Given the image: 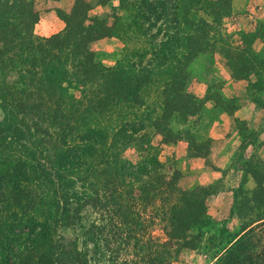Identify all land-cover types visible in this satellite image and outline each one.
<instances>
[{
	"label": "trees",
	"instance_id": "1",
	"mask_svg": "<svg viewBox=\"0 0 264 264\" xmlns=\"http://www.w3.org/2000/svg\"><path fill=\"white\" fill-rule=\"evenodd\" d=\"M111 1L74 0L68 12L56 10L62 30L38 37L33 33L38 21L34 0H0V212L6 207L7 192L22 212L18 217L11 211L0 219V224L7 223L0 233V264H99L102 250L109 264H117L120 253L126 258L119 264H172L180 249H196L202 230L217 236L227 233L206 215L209 186L181 190L176 186L177 174L167 177L156 154L132 163L123 153L136 139L146 144L138 150L149 154L145 131L152 129L161 144L183 140L188 156L206 155L209 141L202 127L192 130L202 118L205 101H211L213 108L221 106L213 93L207 91L199 99L186 90L191 81L189 66L198 57L208 60L218 52L230 77L246 80L252 67L264 65L251 58V68L245 69L244 54H249L246 46L253 33H237V44L226 45L228 37H222L220 22L229 14L227 0H115L123 16L90 15L95 6ZM196 11L208 20L192 18ZM154 27L155 33L149 35ZM116 31L146 49L124 50L117 62L104 65L95 60L90 46ZM158 34L162 38L156 42ZM238 43L244 47L239 49ZM150 86L154 90L149 102L146 89ZM251 101L264 109L256 98ZM115 106L121 117L111 121ZM36 171L46 173L45 182L52 185L55 219L49 220L47 212L23 213L32 205L26 186L37 182ZM131 183L139 194L133 200L152 213L159 212L154 219L162 222L164 240L148 238L133 250L124 243L101 249V241L118 231L112 221L117 218L121 225L131 221L126 217L131 192L124 189ZM261 183L255 180L253 197L258 195V201H250L259 207L261 202L264 206ZM237 190L232 192L231 208ZM39 203L37 198L32 207ZM114 206L127 213L115 211ZM87 208L104 212L98 214L99 223L83 222L82 211ZM262 212L215 248L218 255L212 264H264V208ZM102 221L110 227L107 239L101 238ZM58 226L77 231L78 236L58 235Z\"/></svg>",
	"mask_w": 264,
	"mask_h": 264
},
{
	"label": "rangeland",
	"instance_id": "2",
	"mask_svg": "<svg viewBox=\"0 0 264 264\" xmlns=\"http://www.w3.org/2000/svg\"><path fill=\"white\" fill-rule=\"evenodd\" d=\"M227 1L229 3V14L227 17L221 19L220 22V31L223 34L222 37H228L226 40V45L233 46L237 44V33H253L251 41L248 42V46H246L249 54H244V59L246 60L245 69L247 70V66L251 68L250 65L252 63L249 62L251 58H255L254 60L256 63L258 61H264V0ZM38 4L39 3H36L34 0V5L38 6ZM35 9L37 8L35 7ZM62 13L66 12L62 11ZM101 13H111V15H119L120 17L123 16V12L118 9V3L115 0L109 2L107 6H95L91 10L90 15H100ZM190 16L194 19L195 17H200L208 20V18H206L202 12L196 11L193 14L191 13ZM157 25L158 23L155 24L156 27ZM144 27H146L145 24ZM33 33L38 37H44L34 32V29ZM148 33L149 35L154 34L155 27L149 29ZM161 38V34H158L155 41L157 42ZM135 47H140L144 50L146 49V45L134 43L132 40H128L125 37H122L117 31L114 35H112V37L98 40L92 43L90 46L95 55V60L100 61L104 65H113L115 61L117 62L120 59V55L124 50H129ZM238 47L239 49H242L244 46L238 43ZM210 57V59L208 60H205L203 57H198L194 60V62L191 63V65L189 66L191 81L186 87V90L189 91V86L191 83L204 84L206 86L205 94L208 91V93H213L219 97L217 102L221 107H216L215 109L212 108L211 110H203L202 116L205 112V114H208L210 116L208 117L210 119H212L213 116L214 119L218 120L219 115L222 113H226L231 117V114L233 115L234 111L239 105L238 100H240V98L237 96L238 94H244L243 97L248 101L256 98L264 107L263 64H261L258 69L255 68L256 66L252 67L253 70H250L251 72L247 74L246 80H232V84L230 85L231 88L227 89L226 77L232 79L230 77V70L228 69L224 59L218 52L213 53ZM116 65L120 66V64ZM204 82H206L211 87H209L208 89V85H206V83ZM153 90V86H150L146 89L147 101L149 102L151 99H153ZM211 105H213L212 102ZM115 108L116 109H112L110 112L109 118L111 119V121H114L116 119L119 120L118 117H121V112H119V109L116 106ZM131 114L133 115L134 113L131 112ZM129 119L132 120V117H129ZM233 125V134L234 136L238 137V141L240 139L241 142H245L246 140H249V138H251L248 136V132L242 133V124H239L237 121H235ZM145 132L146 140L149 142V147H147V153L149 154H146V152L142 154L138 150V147L145 148L146 144H139L138 140L135 139L133 143H130L131 147L123 153V157L125 159L131 161L132 163H135L139 160L140 156L151 155L150 153L156 154L159 162L163 165V169L167 177H169L172 172H175L177 174L178 179L176 186L179 189H192L194 186L200 185L198 184V173L201 172L200 169L191 168L185 161V157H182V155H180V153H182V147L185 146L183 143H177L178 146L171 150L169 147H166V144L160 143V136L154 133L152 129H146ZM201 133L204 137L205 133L203 130L201 131ZM262 137H264V135H262ZM199 142H202V140ZM138 144L139 146H137ZM234 145V148L228 146L227 149L224 150V154L222 155L224 160L223 162H221L224 163V167L222 169L214 170L217 172L218 180H214L212 183L206 185L209 186L208 193L210 194L204 198L206 215L211 221L221 223V225L227 230V233L225 234V236H217V234L211 230H202L203 233L200 237L196 249H180L176 255V260L172 264L214 263L216 259L215 257L218 255V253L216 254L215 248L218 245L223 246L226 239H229V235L237 233L242 225H249L251 223L250 220L254 218V215L256 213H261L262 215V210L264 208L263 203L261 202V206L259 207L257 203L250 201H252L253 199H255V201H258L257 198H259L258 195H255V198L253 197V194L256 190L255 180H262L261 184L264 188V163L260 160V158H258L256 154L252 152L246 153L244 150L241 151L240 147L242 145ZM210 161L211 162H209L207 158L205 160V162L209 163L208 165L210 166H212L211 163H220L217 162L218 160L215 159L214 154L211 155ZM84 168L82 169V171L84 170ZM41 174L44 175L43 179L41 177ZM34 175L37 178V182L32 181L29 185L26 186V189L28 190L27 194L30 195L27 198V201H29V203H32L33 205L36 199L40 198L41 203H39V205H36V203L33 207L31 205L28 208L23 209V213L27 216H38V213L47 212L50 216L49 220L55 219V209L53 210V207H51L50 205L53 199L51 193L52 185L45 182V178H47V175L43 171H36ZM72 176L80 178L81 174H75ZM130 185L131 186L125 187L124 189L131 192L129 196L132 199V202H130L132 206L130 207V210L128 212L131 214H128L122 208H117L115 206L113 208L115 209V211L121 213L126 212L127 219L131 221H128V225L124 224L125 226L119 224L117 218L112 221L113 227L118 229V231L114 232L112 230V232H114L115 234L110 236L109 238L108 235L106 236L105 232L107 229H110V227L107 226L106 222L102 221L104 230L102 231L101 238L106 236L105 239H108L107 241H105V243H103L104 241H101L102 245H99L101 249L106 248L105 245L107 246V248H114L116 245H121L124 243V247L127 250H133L135 246L145 244L148 238H150L152 241L164 240V236L162 233V222H160L158 219H154V216L158 215L159 212L152 213L150 211V208L144 205V203L142 204L139 201H134L133 197L139 194L137 193V190H135V188H137L136 184L131 183ZM236 189L239 190L235 191V198L232 208V199H230V213L228 215L224 212V207L226 209L227 205L226 202H224V199L221 197L222 195L220 193H223L224 191L233 192ZM7 190L10 191V186L7 188ZM6 195V207L0 212V219L3 220V218L11 213V211L16 212L18 217H20V215H22V212H20V210H17L18 208L14 206L13 201L10 199V196H12L13 194H8L7 192ZM101 211L102 210L97 209L93 212L88 208L83 210V222L86 224L91 221H97L98 214L104 215V212ZM220 213L222 215H220ZM151 218H153V220ZM149 220L151 222H149ZM260 222L261 221H258L257 224ZM97 223L99 222L97 221ZM259 225L260 224H258L257 226ZM6 226L7 223L2 221L0 224V233L3 232L4 229H6ZM55 230L56 234L58 235L78 236L77 231H71L68 228H61L58 226ZM119 230L123 233H119ZM126 230L129 231L128 235L124 234V231ZM210 235H214L215 238H209ZM106 255L107 252H105L104 250L99 252V264H109L108 261H106V259H108L109 257ZM123 258H126V256L123 254L121 255L120 253L118 255V259H116L117 264H119L121 261L120 259Z\"/></svg>",
	"mask_w": 264,
	"mask_h": 264
},
{
	"label": "crops",
	"instance_id": "3",
	"mask_svg": "<svg viewBox=\"0 0 264 264\" xmlns=\"http://www.w3.org/2000/svg\"><path fill=\"white\" fill-rule=\"evenodd\" d=\"M73 1L74 0H35V2L39 4L38 6L35 5L38 12V21L34 25V32L40 36L47 37L61 31L63 23L56 17V10L68 12L73 4ZM232 80L233 79L226 77L227 89L231 88L230 85L232 84ZM188 92L199 99H204L206 86L200 83H191ZM237 96L240 98V100H238L239 105L233 115L231 114V117L226 113H222L219 115V119L216 120L213 116L212 119H210L208 118L210 117L209 115L206 116V114H204L205 116H202V118L199 119V123H197L194 130H192L196 131L202 127V130L205 133L204 138L209 141L206 155L197 157L188 156L187 143L183 140L176 141L174 144L166 146L172 150L178 146L177 143H183L185 145L182 147V153H180V155L185 157V161L191 168L200 169L201 172L198 173V184L200 185L206 186L214 180H218L217 172L214 170L222 169L224 167V163H221L224 160L222 156L224 154V150L227 149L228 146L234 148V144H242L241 140L239 139L238 141V137L233 134V124L235 121L242 124V126L246 128V132L253 134L250 141L246 140L243 142L242 145L244 147V151L246 153L252 152L256 154L264 163V137H262V135H264V109L254 104L251 100H245L243 97L244 94H238ZM203 106L204 110H211L213 108L210 101H205ZM213 154L215 155V159L218 160L217 162L220 163H211L212 166H210L208 165L209 163L205 162V160L207 158V160L211 162L210 157ZM204 179L208 181H205ZM220 194L227 205H225L226 209L224 207V212L229 215V203L230 199H232V192L224 191ZM220 215L222 214L220 213Z\"/></svg>",
	"mask_w": 264,
	"mask_h": 264
}]
</instances>
